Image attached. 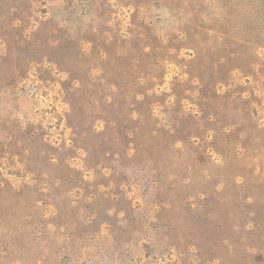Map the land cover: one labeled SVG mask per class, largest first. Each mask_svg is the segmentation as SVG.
Here are the masks:
<instances>
[{"label":"rangeland","instance_id":"obj_1","mask_svg":"<svg viewBox=\"0 0 264 264\" xmlns=\"http://www.w3.org/2000/svg\"><path fill=\"white\" fill-rule=\"evenodd\" d=\"M0 264H264V0H0Z\"/></svg>","mask_w":264,"mask_h":264}]
</instances>
